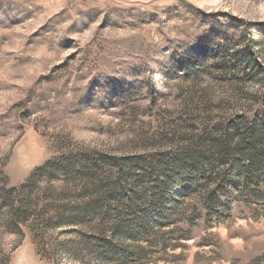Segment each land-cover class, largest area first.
I'll use <instances>...</instances> for the list:
<instances>
[{"label":"rangeland","instance_id":"374dc122","mask_svg":"<svg viewBox=\"0 0 264 264\" xmlns=\"http://www.w3.org/2000/svg\"><path fill=\"white\" fill-rule=\"evenodd\" d=\"M142 217L190 231L144 264H264V0H0V264H123Z\"/></svg>","mask_w":264,"mask_h":264},{"label":"trees","instance_id":"16d2710c","mask_svg":"<svg viewBox=\"0 0 264 264\" xmlns=\"http://www.w3.org/2000/svg\"><path fill=\"white\" fill-rule=\"evenodd\" d=\"M98 165H96L94 159H86L85 166L81 167L79 169V173L83 175V178L90 183L97 182L99 178H104L107 176V178L111 177V172L105 168V164L103 160L98 159ZM89 163H93L92 166L89 165ZM70 166H66L62 169V172H69ZM68 175V174H66ZM29 197V194L26 195ZM163 201L162 199H158V201H153V204L160 208L162 210V207L164 204H167L169 206V218L173 216L175 213L177 203L168 201ZM186 212L188 216H194L197 214V206L188 204L187 207H185ZM164 218L162 216H159V221L163 222ZM189 226H192L193 220H188ZM189 232L185 231L184 229L180 227H176L174 229H171L167 232L168 237L165 236V232L156 231L154 232L147 220L146 217H142V224H138L134 229L130 231L131 240L135 243L128 252H122L120 253V260L123 264H144L145 261H147V256L153 255L155 253H159L160 251L164 252L167 248L175 249L179 244H170V242H175L180 239L181 236L184 239H189ZM142 239L144 241V245L138 241V239ZM137 243V244H136ZM111 248L106 247V253L111 255ZM178 256V255H177ZM145 260V261H144Z\"/></svg>","mask_w":264,"mask_h":264}]
</instances>
